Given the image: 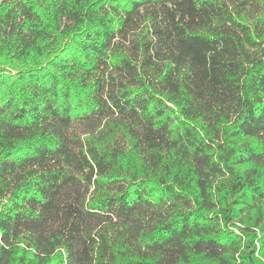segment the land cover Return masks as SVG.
Segmentation results:
<instances>
[{
  "label": "trees",
  "instance_id": "1",
  "mask_svg": "<svg viewBox=\"0 0 264 264\" xmlns=\"http://www.w3.org/2000/svg\"><path fill=\"white\" fill-rule=\"evenodd\" d=\"M0 264H264V0H0Z\"/></svg>",
  "mask_w": 264,
  "mask_h": 264
}]
</instances>
